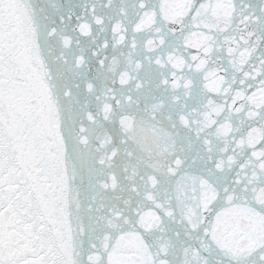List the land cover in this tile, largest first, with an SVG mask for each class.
<instances>
[{
  "label": "water",
  "instance_id": "obj_1",
  "mask_svg": "<svg viewBox=\"0 0 264 264\" xmlns=\"http://www.w3.org/2000/svg\"><path fill=\"white\" fill-rule=\"evenodd\" d=\"M0 264H264V0H0Z\"/></svg>",
  "mask_w": 264,
  "mask_h": 264
}]
</instances>
